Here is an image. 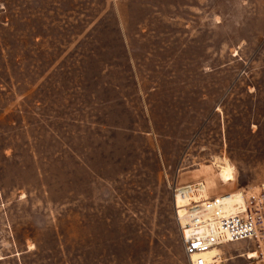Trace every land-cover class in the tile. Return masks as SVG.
<instances>
[{
    "label": "rangeland",
    "instance_id": "obj_1",
    "mask_svg": "<svg viewBox=\"0 0 264 264\" xmlns=\"http://www.w3.org/2000/svg\"><path fill=\"white\" fill-rule=\"evenodd\" d=\"M197 181L264 184V0H0V264H189Z\"/></svg>",
    "mask_w": 264,
    "mask_h": 264
},
{
    "label": "built area",
    "instance_id": "obj_2",
    "mask_svg": "<svg viewBox=\"0 0 264 264\" xmlns=\"http://www.w3.org/2000/svg\"><path fill=\"white\" fill-rule=\"evenodd\" d=\"M240 195L238 202L231 192L211 195L184 211L179 223L189 264H264V184ZM233 245L239 247L228 252ZM214 248L222 255L209 262L203 255Z\"/></svg>",
    "mask_w": 264,
    "mask_h": 264
},
{
    "label": "bare ground",
    "instance_id": "obj_3",
    "mask_svg": "<svg viewBox=\"0 0 264 264\" xmlns=\"http://www.w3.org/2000/svg\"><path fill=\"white\" fill-rule=\"evenodd\" d=\"M222 170H224V172H228L230 169H228V165H227L224 166ZM240 192L241 190L237 192H231V194L234 195L233 201L238 202L241 200ZM210 197H211L210 188L207 185V183H205L204 181L192 182L188 184V186L180 188V190L177 191L174 196L178 219H181L182 223H184V219L182 218L184 211L189 206L194 205L196 203H201L205 200L210 199ZM221 255H222L221 249L214 248L208 251L203 256L207 259V261L211 262V261H216L217 259L214 258Z\"/></svg>",
    "mask_w": 264,
    "mask_h": 264
}]
</instances>
